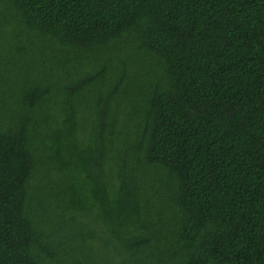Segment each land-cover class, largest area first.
<instances>
[{"label": "trees", "instance_id": "obj_1", "mask_svg": "<svg viewBox=\"0 0 264 264\" xmlns=\"http://www.w3.org/2000/svg\"><path fill=\"white\" fill-rule=\"evenodd\" d=\"M32 54L0 264H264V0H0V66Z\"/></svg>", "mask_w": 264, "mask_h": 264}, {"label": "rangeland", "instance_id": "obj_2", "mask_svg": "<svg viewBox=\"0 0 264 264\" xmlns=\"http://www.w3.org/2000/svg\"><path fill=\"white\" fill-rule=\"evenodd\" d=\"M44 54H32L30 57H24V55L18 57L17 63L0 66V76L6 79H11L17 82L20 80H27L32 77L33 74H38L39 69L43 67ZM63 69L56 65L55 73L52 79L63 77ZM15 93H20L19 90L13 89Z\"/></svg>", "mask_w": 264, "mask_h": 264}]
</instances>
